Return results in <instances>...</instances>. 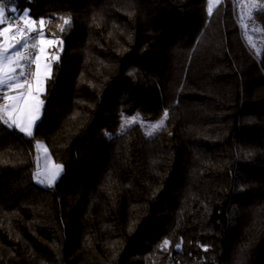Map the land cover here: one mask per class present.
<instances>
[{
	"label": "trees",
	"instance_id": "obj_1",
	"mask_svg": "<svg viewBox=\"0 0 264 264\" xmlns=\"http://www.w3.org/2000/svg\"><path fill=\"white\" fill-rule=\"evenodd\" d=\"M3 2L51 20L63 51L48 50L34 136L0 134V264H264V88L225 49L229 8ZM254 17L264 28V11ZM165 109L153 136L138 124L106 135L124 113ZM37 142L63 165L52 187L33 178Z\"/></svg>",
	"mask_w": 264,
	"mask_h": 264
},
{
	"label": "snow or ice",
	"instance_id": "obj_2",
	"mask_svg": "<svg viewBox=\"0 0 264 264\" xmlns=\"http://www.w3.org/2000/svg\"><path fill=\"white\" fill-rule=\"evenodd\" d=\"M206 11L208 16H211L214 9L221 4V0H206ZM241 11V22L245 29V35L249 46L257 52L264 51L257 47V42L253 40L252 35H249V23L254 25V15L257 12L264 11V0H241L239 5ZM11 12L15 13L16 8H12ZM20 23L10 21L6 16V9L3 0H0V90H5L4 95L0 96V123L7 125L9 128H15L27 137L34 136V127L37 120L40 118L43 100L39 98V94L43 93V80L40 79L39 65L37 71L31 70V65L36 64L40 59V53L45 52V45L48 48H55V53L51 54V61H59V52L63 51V40L56 37L54 32L45 34L46 24L51 23V20L46 21L44 18L38 20L31 19L29 12L24 10L22 15L17 18ZM61 23L57 25L59 32L64 33L72 24L71 16H61L58 18ZM253 33H259L264 38V28H251ZM11 32L9 37L6 34ZM34 34V35H32ZM17 37H21L18 39ZM9 40L12 43H9ZM29 42L37 54L34 57L26 56L23 53L28 51ZM264 42V41H262ZM52 75L51 62L45 65V79H50ZM35 81L38 85L36 96L32 95V83ZM26 91L18 92L15 95H9L16 89H25ZM31 97L34 103L27 104V99ZM23 98V99H22ZM169 119V111L165 109L161 118L149 125L146 128V135L152 136L154 133L166 127V122ZM143 124L142 118L137 114L131 118H126L121 124V132H126L133 124ZM106 135L111 136L110 133ZM39 148L44 154L46 164L43 170L39 168L33 174L35 181L46 187H52L63 171L62 164H56L51 161L48 147L40 142H37ZM183 240L181 239L175 244L177 249L181 248ZM161 250H168L172 247V241L165 238L159 245ZM207 251V247H204Z\"/></svg>",
	"mask_w": 264,
	"mask_h": 264
},
{
	"label": "rangeland",
	"instance_id": "obj_3",
	"mask_svg": "<svg viewBox=\"0 0 264 264\" xmlns=\"http://www.w3.org/2000/svg\"><path fill=\"white\" fill-rule=\"evenodd\" d=\"M221 3H223L224 13H226V9L229 8V17L228 19L226 18V37L227 38L225 39V42H224V46H225V49L227 50V53L231 56V58L234 59V61H236L235 62V64H237L236 68L239 74L241 75V77L246 72L249 75V78L251 80H253L254 82L259 81L260 86L264 88V69L261 64V60L263 57V51L257 52L256 50L252 49L247 42V37L245 35V29L242 26L241 16H240L241 9L239 5L241 3V0H221ZM253 26L263 28L261 24L255 19V17H254V25L251 22L249 23V33L248 34L252 35L253 40L257 42L258 48L264 49V42H262L264 41V38H262L259 33H253L251 31V28ZM42 78L44 81V88H46L47 79H45L44 74ZM37 94L38 93L36 92V88H35V91L32 92V95L36 96ZM39 98L42 100L40 95H39ZM32 103H34V101L32 100L31 97H29L27 99V104L31 105ZM41 113H42V109H41ZM137 114H139V116L142 118L143 124L141 123H136V124L140 125L143 128L145 133H146L147 125L154 123L161 118L160 117L159 119H155V120L148 119V118L143 117L138 111H134L131 113H124L121 116V120H120V124L118 128L115 131L110 132V134L112 135V134L121 133V124L123 120L126 118H131L133 116H136ZM40 117H41V114H40ZM39 151H40V156H41L40 157V167H39L40 169L42 164L46 160L44 158V154L42 153V151L40 149ZM56 164H59V163H56ZM43 169H40V170H43Z\"/></svg>",
	"mask_w": 264,
	"mask_h": 264
},
{
	"label": "crops",
	"instance_id": "obj_4",
	"mask_svg": "<svg viewBox=\"0 0 264 264\" xmlns=\"http://www.w3.org/2000/svg\"><path fill=\"white\" fill-rule=\"evenodd\" d=\"M12 8H16L17 9V11L15 12V13H13V12H11L10 10L12 9ZM5 9H6V16H7V18L9 17V16H11L14 20H16V21H19L17 18L19 17V16H21L22 15V12L24 11H20L16 6H11V7H5ZM25 10H27V9H25ZM28 11V10H27ZM29 12V11H28ZM30 16V15H29ZM31 18V17H30ZM32 19V18H31ZM20 22V21H19ZM3 27V25H0V28H2ZM7 36H11L12 35V33L11 32H9V33H7L6 34ZM34 35V34H33ZM18 39H21V37H17ZM9 43H12V41L11 40H9ZM40 47H44L45 48V52L44 53H40L39 55H40V59L37 61V63L36 64H34L33 65V72H35V71H37V65H39V73H40V79L41 80H43V74L45 75V65L47 64V63H49L50 61L48 60V58H47V56H48V50H49V48L47 47V46H45V45H40ZM36 54H37V52H36ZM51 69H52V64H51ZM32 85H33V87H32V92H34L35 91V88H37V84H36V82L35 81H33L32 82ZM43 88H44V81H43ZM27 89H16V90H14L13 92H9L8 94L9 95H15V94H17L18 92H21V91H26ZM3 92L5 91V90H2ZM44 91H45V88H44ZM44 91H43V93H44ZM43 93H40L39 95H40V97L42 98V94ZM3 101H0V103H2ZM7 128H9V127H7V125H5V124H3V123H0V134L5 130V129H7ZM41 144H44L43 142H40ZM50 154V153H49ZM50 158H51V161H53L54 162V160H53V158H52V156H51V154H50ZM55 163V162H54ZM45 164H46V161L42 164V166H41V168L40 169H43L44 167H45ZM37 170H35V172H36Z\"/></svg>",
	"mask_w": 264,
	"mask_h": 264
},
{
	"label": "built area",
	"instance_id": "obj_5",
	"mask_svg": "<svg viewBox=\"0 0 264 264\" xmlns=\"http://www.w3.org/2000/svg\"><path fill=\"white\" fill-rule=\"evenodd\" d=\"M10 21H13L15 23H20L19 21L14 20L11 16L8 18ZM33 35V34H32ZM26 56L34 57L36 55V50L32 48L31 42H29L28 51L26 53H23ZM34 65V64H33ZM33 65H31V70L33 71ZM31 83L33 81H30ZM25 89H27V85L25 86Z\"/></svg>",
	"mask_w": 264,
	"mask_h": 264
},
{
	"label": "water",
	"instance_id": "obj_6",
	"mask_svg": "<svg viewBox=\"0 0 264 264\" xmlns=\"http://www.w3.org/2000/svg\"><path fill=\"white\" fill-rule=\"evenodd\" d=\"M40 151L39 149L36 147L35 148V165H36V169H38L40 167Z\"/></svg>",
	"mask_w": 264,
	"mask_h": 264
}]
</instances>
